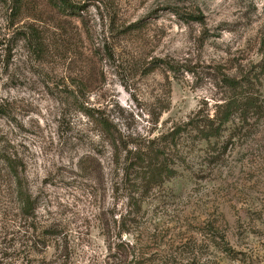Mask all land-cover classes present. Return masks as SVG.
<instances>
[{"label": "rangeland", "instance_id": "obj_1", "mask_svg": "<svg viewBox=\"0 0 264 264\" xmlns=\"http://www.w3.org/2000/svg\"><path fill=\"white\" fill-rule=\"evenodd\" d=\"M67 1L0 0V264H264V0ZM244 89L128 214L119 157Z\"/></svg>", "mask_w": 264, "mask_h": 264}, {"label": "trees", "instance_id": "obj_2", "mask_svg": "<svg viewBox=\"0 0 264 264\" xmlns=\"http://www.w3.org/2000/svg\"><path fill=\"white\" fill-rule=\"evenodd\" d=\"M62 1L68 3L67 0ZM242 91L239 99L220 105L223 108L221 115L210 117L206 114L203 116L201 113L202 109H199L198 113L189 121L177 126L157 140H149V144H145V149L142 148L143 146L136 145L134 148L127 150L124 158L121 159L119 157L118 163L123 165L121 168H123L124 176L126 177L123 186L126 189H130L128 194L129 203L133 204V210L128 212V214L137 216V210L141 207L140 204L145 194L164 182L165 179L175 175L177 170L174 165L186 163L180 141V139L183 140L184 134L189 136L194 131L201 140L219 137L239 103L242 102L245 109L257 104L256 98L249 90L244 89ZM172 146L175 152L170 151ZM2 158L3 155L0 156V159ZM30 201L31 199H28L24 202L30 204ZM129 220L132 222L134 219Z\"/></svg>", "mask_w": 264, "mask_h": 264}]
</instances>
